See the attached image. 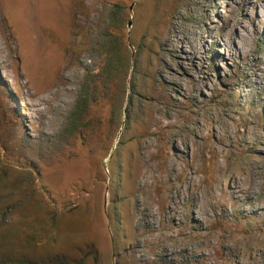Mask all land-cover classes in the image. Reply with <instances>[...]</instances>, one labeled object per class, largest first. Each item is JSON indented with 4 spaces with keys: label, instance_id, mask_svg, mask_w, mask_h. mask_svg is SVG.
<instances>
[{
    "label": "rangeland",
    "instance_id": "obj_1",
    "mask_svg": "<svg viewBox=\"0 0 264 264\" xmlns=\"http://www.w3.org/2000/svg\"><path fill=\"white\" fill-rule=\"evenodd\" d=\"M0 2V264H264V0H175L183 31L203 28V64L188 47L160 56L165 0ZM109 28L126 43L125 71L92 105L87 129L68 137ZM150 87L175 101L174 126ZM36 89L59 95L37 101ZM113 105L129 107L121 128ZM142 157L158 173L136 175ZM194 204L206 211L200 223Z\"/></svg>",
    "mask_w": 264,
    "mask_h": 264
},
{
    "label": "bare ground",
    "instance_id": "obj_2",
    "mask_svg": "<svg viewBox=\"0 0 264 264\" xmlns=\"http://www.w3.org/2000/svg\"><path fill=\"white\" fill-rule=\"evenodd\" d=\"M67 1L68 0H64V2L65 3H67ZM215 1H218V0H215ZM174 2H175V0H165V3L167 4H170V7L171 8H168V14H167V16H168V19L165 21V24L163 25V27H162V25H161V30L159 31V33H158V35H157V39L161 42V44H162V49H161V54H160V56H164L165 54H167V53H169V54H172L173 56H176L177 55V53L179 54V52H181L182 51V48L183 47H188L189 49H190V51H191V54L189 55V58H190V61H192L193 59H197V58H199V59H201V63L203 64V60H204V56H206L207 54H208V52L209 51H207V49H205V47H204V42H205V40H206V36H205V34H204V31H203V28L200 26V27H196V28H190V29H188L186 32H184L183 30V25L182 26H180V22H178V14H179V11L180 10H174L175 8H174ZM45 3V2H44ZM64 3V4H65ZM161 3H163V1H161ZM194 3V2H193ZM217 3V2H216ZM164 4V3H163ZM198 6H200V7H203L205 10H207L208 9V3H201V2H199V1H197V3H196ZM218 4V3H217ZM31 5V4H30ZM65 6V5H64ZM147 7V6H146ZM35 8H36V4H34L33 5V12L35 11ZM32 9V8H31ZM31 11V10H30ZM2 12H3V6H2V4H1V2H0V23L2 22V18H1V16H2ZM161 12V11H160ZM30 13V12H29ZM80 16V15H79ZM195 15L193 14H191V15H185L184 16V18H182V19H184V20H186V19H188V18H192V17H194ZM33 17H35V16H33ZM78 17V16H77ZM147 17V16H146ZM71 19V18H70ZM69 19V20H70ZM87 19V18H86ZM147 19V18H146ZM157 20V19H156ZM158 22V21H157ZM154 24V23H153ZM182 24V23H181ZM79 25V24H78ZM202 25V24H201ZM152 27V26H151ZM153 28V27H152ZM152 28H151V30H152ZM153 33H154V31H153ZM155 35V34H154ZM153 35V36H154ZM253 37V36H252ZM11 38V37H10ZM7 40H9L8 38H7ZM6 41V40H5ZM8 42V41H7ZM217 44V42L215 43V42H212V45H210V46H215ZM223 44H224V46L226 47V49L228 50V52H230V53H232L233 54V56H236L237 54H238V52H234V50H233V48H232V46H230L229 45V43H227V42H223ZM8 49L9 50H11L9 47H8ZM11 52V51H10ZM183 52V51H182ZM4 54H5V52H3L2 51V49H1V47H0V67H3V65H4ZM165 57V56H164ZM161 62L163 63V60H161ZM206 63V62H205ZM164 64V63H163ZM6 66V65H5ZM165 66V65H164ZM171 64L169 65V64H167L166 63V67H168V69H171ZM180 66H181V64H180ZM163 67V66H162ZM162 70V69H161ZM171 71H172V75L171 76H175L176 74H177V72L175 71V70H173V69H171ZM169 72V71H168ZM176 77V76H175ZM183 77V76H182ZM183 78H185V77H183ZM178 79V78H177ZM181 80V79H180ZM179 80V81H180ZM178 81V84H180V85H178V86H180L179 88L180 89H182L187 95L189 94L188 93V91H187V83L186 84H181L180 82ZM188 82V81H187ZM55 83V82H54ZM189 86H191V90H192V92H194V94H193V96H194V98L197 100V104H199V103H201V105H202V103H204L205 102V100H203L201 97L199 98H197V96L199 95V89H200V83H198V81H196V80H193V82H192V85H190L189 84ZM48 91V92H47ZM150 93L152 94V96L154 95V98H155V102H158L159 104H160V102L162 103L163 102V105H164V108L166 107L167 109V111L165 112V114H166V116L167 117H169L170 118V120H171V122L167 125V124H165L166 126H169V127H171V126H174L173 125V122H172V119L174 118V116H175V114H176V110L174 109L175 107L173 106V102H175V101H173V99L171 98V96L170 95H166L163 91H161V90H158V89H156L155 87H150ZM30 93V92H29ZM48 93H52V97H55V95L56 94H58L57 92L55 93L54 91H52L51 89H48V90H46V91H43V92H40L39 90H35V92H33V93H30L29 95V97H32V98H36L37 99V101L38 100H41L40 99V95L41 94H48ZM191 93V92H190ZM28 94V93H27ZM50 95V94H49ZM59 95V94H58ZM46 96V95H45ZM46 100V99H45ZM52 100V99H51ZM50 100V101H51ZM41 101H43V100H41ZM155 102H154V104H155ZM170 102H172V103H170ZM151 105V104H150ZM162 105V104H161ZM167 106H169L170 108H168ZM196 106V105H195ZM197 107H200V105H197ZM196 107V108H197ZM155 108V107H154ZM162 109V108H161ZM150 114V113H149ZM159 117H162V116H159ZM166 117V118H167ZM179 117V116H178ZM147 119V118H146ZM152 119H156V116L155 115H152ZM157 120V119H156ZM162 120V119H161ZM161 120H158V121H161ZM157 123V122H156ZM175 123V122H174ZM153 124V123H152ZM160 126V125H159ZM162 126V125H161ZM160 126V127H161ZM163 127V126H162ZM164 128V127H163ZM170 130V129H169ZM152 131V130H151ZM156 131V130H155ZM155 131H154V133H155ZM166 131H167V129H166ZM197 131V130H196ZM151 133V132H150ZM172 135V134H171ZM199 135V134H198ZM153 136V135H152ZM157 136V135H156ZM149 137H151V136H149ZM175 137H176V135H175ZM174 137V138H175ZM204 137V136H203ZM173 138V139H174ZM178 138V137H177ZM200 138V137H199ZM151 139V138H150ZM163 139V138H162ZM175 140V139H174ZM145 141H146V139H145ZM151 141V140H150ZM170 141V140H169ZM178 141V140H177ZM144 143V142H143ZM149 143V142H148ZM144 145V144H143ZM148 145V144H147ZM146 145V146H147ZM145 146V145H144ZM219 151V150H218ZM150 154V153H149ZM141 155V154H140ZM148 155V154H147ZM148 157H150V155L148 156ZM155 157V156H154ZM214 157V156H213ZM178 158V157H177ZM143 157L142 158H136V161H137V163L135 164L136 166H135V171H134V173L136 174V175H138V176H141V175H151L150 177H152L153 175H155L156 173H158L156 170H157V168L155 167L154 168V166H146L145 164L144 165H142L141 164V161L143 162ZM149 161V160H148ZM175 161V159L173 160V162ZM149 163V162H148ZM175 164H176V166H175V168H174V171H177L178 169H179V166H178V164H177V162L175 161ZM174 167V166H173ZM181 170V169H180ZM175 173V172H174ZM177 173V172H176ZM178 173H179V171H178ZM194 176L196 175V172L193 174ZM190 176H191V174H190ZM146 181V180H145ZM144 183V182H143ZM142 184V183H141ZM140 184V185H141ZM142 186V185H141ZM146 186H147V184H146ZM139 187V186H138ZM241 187H237V189H239L240 190V192H244L245 193V191L243 190V189H240ZM171 197V196H170ZM169 197V198H170ZM189 198V197H188ZM134 202V201H133ZM136 202V201H135ZM196 203V202H195ZM203 205V204H202ZM194 208H192V209H194V213H196V216H198V222L200 223V217L202 216V215H204L205 213H206V211L204 210V208L202 207V208H200V207H198L196 204H194V206H193ZM138 208H140V209H142L144 212H146L147 213V217H148V220H147V224H148V226H149V228L151 229V230H153L154 232H158L157 231V229L155 228V221H153V220H151L150 218H154V214L155 213H153V212H150V210L149 209H147V208H145V206H144V204L141 202V201H139L138 200ZM152 208V207H151ZM176 208H177V204L176 203H174V205H172V206H170V214H171V217H173V219L177 216V213H176ZM139 210V209H138ZM139 214H141V213H139ZM137 215H138V213H137ZM209 216V215H208ZM134 216H132V218H133ZM198 224V223H197ZM159 230V229H158ZM153 232V233H154ZM155 234V233H154ZM158 234V233H157ZM142 235V234H141ZM164 235V234H163ZM145 236V235H144ZM152 236V235H151ZM158 236H160V234L159 235H155L153 238H156V237H158ZM152 238V239H153ZM160 238H162V236L160 237ZM159 238V239H160ZM138 249L139 250H141L142 249V246H139L138 247ZM203 256V255H202ZM205 258V257H204Z\"/></svg>",
    "mask_w": 264,
    "mask_h": 264
},
{
    "label": "trees",
    "instance_id": "obj_3",
    "mask_svg": "<svg viewBox=\"0 0 264 264\" xmlns=\"http://www.w3.org/2000/svg\"><path fill=\"white\" fill-rule=\"evenodd\" d=\"M119 23L120 20L118 18L111 16V24L115 31L118 30ZM115 31L110 28L106 29L101 34L100 42H97L94 46L98 57L102 59V66L98 72L87 73L82 82L78 102L70 114L63 131V134L68 137H74L80 131L87 129L89 111L92 105L100 99L111 98L112 85L116 78L121 77L125 71L126 43ZM131 103L132 100L130 98L129 105ZM128 109L129 107L127 106L126 114V108H118L113 105V122L117 124L118 128H121L124 123H128Z\"/></svg>",
    "mask_w": 264,
    "mask_h": 264
},
{
    "label": "water",
    "instance_id": "obj_4",
    "mask_svg": "<svg viewBox=\"0 0 264 264\" xmlns=\"http://www.w3.org/2000/svg\"><path fill=\"white\" fill-rule=\"evenodd\" d=\"M131 25V24H130ZM126 113V112H125ZM113 153H114V151L112 152V154L110 155V158L109 159H112V157H113Z\"/></svg>",
    "mask_w": 264,
    "mask_h": 264
}]
</instances>
